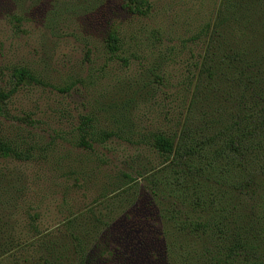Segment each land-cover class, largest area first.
I'll return each instance as SVG.
<instances>
[{
    "label": "rangeland",
    "instance_id": "1",
    "mask_svg": "<svg viewBox=\"0 0 264 264\" xmlns=\"http://www.w3.org/2000/svg\"><path fill=\"white\" fill-rule=\"evenodd\" d=\"M218 3L149 0L147 13L133 17L121 0H0V89L13 88L14 69H29L42 81L18 87L5 105L11 116L28 117L33 126L0 116V139L30 148L31 155L27 161L0 158V264H35L39 233L49 234L43 236L46 247H65L77 235L87 254L96 255L90 264H165L158 206L145 178L135 174L138 151L121 134L84 150L77 145V126L89 116L96 133H120V113L131 112L136 123L140 113L139 124L148 128L160 112L144 110V96H133L140 60L132 58L125 68L106 55L102 42L109 25H123L124 51L133 35L149 37L146 56L152 59L159 46L150 45L167 28L175 23L179 34L192 33ZM147 50L144 43L139 52ZM126 175L137 178V185L112 194ZM28 245L37 247L32 259L19 255Z\"/></svg>",
    "mask_w": 264,
    "mask_h": 264
},
{
    "label": "trees",
    "instance_id": "2",
    "mask_svg": "<svg viewBox=\"0 0 264 264\" xmlns=\"http://www.w3.org/2000/svg\"><path fill=\"white\" fill-rule=\"evenodd\" d=\"M121 1L133 17L149 10V0ZM177 30L174 23L150 45L159 46L150 59L149 37L133 35L124 51L123 25L108 26L106 55L125 68L132 58L140 60L133 96H144V110L160 112L148 128L139 124L140 113H134L138 123L131 112L120 113V133H96L92 117H80L77 145L91 151L121 134L138 151L135 174L145 178L158 206L165 264H264V0H219L198 29ZM84 60H91L88 49ZM12 78L10 91L0 89V116L33 126L28 117L11 116L5 105L18 87L42 81L25 68L14 69ZM29 149L0 139L1 159L27 161ZM124 178L112 194L137 185V178ZM43 236L49 234L34 237L38 251L28 245L19 255L32 259L34 249L35 264H90L96 258L77 235L65 247H46Z\"/></svg>",
    "mask_w": 264,
    "mask_h": 264
}]
</instances>
